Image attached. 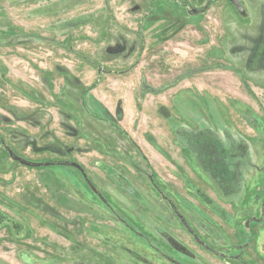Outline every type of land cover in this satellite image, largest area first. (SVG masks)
Listing matches in <instances>:
<instances>
[{"label":"rangeland","instance_id":"374dc122","mask_svg":"<svg viewBox=\"0 0 264 264\" xmlns=\"http://www.w3.org/2000/svg\"><path fill=\"white\" fill-rule=\"evenodd\" d=\"M238 1L0 0V264H264V0Z\"/></svg>","mask_w":264,"mask_h":264},{"label":"flooded vegetation","instance_id":"af4514ba","mask_svg":"<svg viewBox=\"0 0 264 264\" xmlns=\"http://www.w3.org/2000/svg\"><path fill=\"white\" fill-rule=\"evenodd\" d=\"M232 6H233V5H232ZM201 144H202V146L207 147V150H209V151L211 150V147H210V146H212V145L210 144V142H209L208 140H206V141H205V140H204V141H201ZM209 148H210V149H209ZM216 148H217V147H216ZM218 151H219V150H218ZM219 152H220V151H219ZM202 203H203V202H202ZM262 208H263V211H264V206H262ZM263 211H262V212H263ZM209 213H210V210H209ZM210 214H212L213 216H216V215H217L219 218H220V216H221L220 214H219V215H220V216H219V215L217 214V212H214V211L211 212ZM228 214H229V213H228ZM203 215H205V214H203ZM228 216H230V214H229ZM206 217H207V218H206V221L209 223V226H211V227H213V228H216V229L219 227L218 224L216 225L213 221H212L213 223L210 224L211 219L207 216V214H206ZM224 217H226V216H224ZM229 218H231V217H229ZM263 218H264V213H263V216L261 217V222H262ZM261 222H260V223H261ZM260 223H259V224H256V225L259 226ZM258 226H257V228H258ZM257 228H256V229H257ZM236 230H237V229H235V231H236ZM231 235H232L231 233L227 234V237H229V238L231 239V241L229 242V243H230V246H229V247H235V246L232 245V243H231V242H232ZM253 235H254V234H253ZM254 236H256V234H255ZM254 236H253V237H254ZM247 239H248V238H247ZM195 241H196V240H195ZM248 241H249V245H250V241H253V238H249V239L247 240V242H248ZM208 251H209V250H208ZM212 253H213V252H212ZM247 264H248V263H247Z\"/></svg>","mask_w":264,"mask_h":264},{"label":"water","instance_id":"95a60500","mask_svg":"<svg viewBox=\"0 0 264 264\" xmlns=\"http://www.w3.org/2000/svg\"><path fill=\"white\" fill-rule=\"evenodd\" d=\"M229 3H231L237 10H242V7H241V5H240V3H239V1L238 0H227ZM30 143L32 144V145H35L36 144V141L34 140V139H32L31 141H30ZM35 151H37V152H39L40 151V149H38V148H36L35 149Z\"/></svg>","mask_w":264,"mask_h":264},{"label":"crops","instance_id":"0c3cea01","mask_svg":"<svg viewBox=\"0 0 264 264\" xmlns=\"http://www.w3.org/2000/svg\"><path fill=\"white\" fill-rule=\"evenodd\" d=\"M250 88H251L252 90H254L252 87H250ZM251 89H250V90H251ZM258 227H259V226H258ZM261 229H262V228H261ZM259 232H260V231H259V228H257V230H256V236L259 234Z\"/></svg>","mask_w":264,"mask_h":264},{"label":"trees","instance_id":"16d2710c","mask_svg":"<svg viewBox=\"0 0 264 264\" xmlns=\"http://www.w3.org/2000/svg\"><path fill=\"white\" fill-rule=\"evenodd\" d=\"M227 1V0H226ZM178 3H180L182 6H185V7H187L186 6V4L185 3H183V2H178ZM231 4V3H230ZM232 5V4H231Z\"/></svg>","mask_w":264,"mask_h":264}]
</instances>
